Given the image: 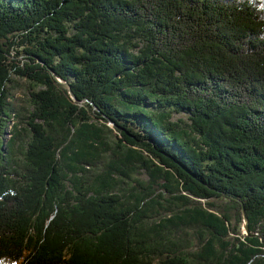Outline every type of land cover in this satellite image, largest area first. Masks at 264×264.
Returning a JSON list of instances; mask_svg holds the SVG:
<instances>
[{
    "label": "trees",
    "instance_id": "obj_1",
    "mask_svg": "<svg viewBox=\"0 0 264 264\" xmlns=\"http://www.w3.org/2000/svg\"><path fill=\"white\" fill-rule=\"evenodd\" d=\"M0 264H264V0H0Z\"/></svg>",
    "mask_w": 264,
    "mask_h": 264
},
{
    "label": "rangeland",
    "instance_id": "obj_2",
    "mask_svg": "<svg viewBox=\"0 0 264 264\" xmlns=\"http://www.w3.org/2000/svg\"><path fill=\"white\" fill-rule=\"evenodd\" d=\"M18 96L19 97H21V103L23 102V100L25 99V96L24 95H22V92L20 91L19 93H18ZM23 104V103H22ZM111 124V123H110ZM111 127H113L112 126V124H111ZM116 132V131H115ZM142 177H145V176H142ZM245 221V220H244ZM242 232L243 233H245V234H247V230H246V228H245V225H243V227H242ZM249 233V232H248Z\"/></svg>",
    "mask_w": 264,
    "mask_h": 264
},
{
    "label": "water",
    "instance_id": "obj_3",
    "mask_svg": "<svg viewBox=\"0 0 264 264\" xmlns=\"http://www.w3.org/2000/svg\"><path fill=\"white\" fill-rule=\"evenodd\" d=\"M65 86H67V85H65ZM243 213H244V215H245V210L243 209ZM245 219V228H246V230H247V232H249V226H248V219H247V217L245 216L244 217Z\"/></svg>",
    "mask_w": 264,
    "mask_h": 264
}]
</instances>
